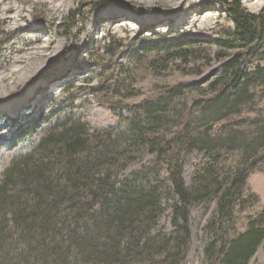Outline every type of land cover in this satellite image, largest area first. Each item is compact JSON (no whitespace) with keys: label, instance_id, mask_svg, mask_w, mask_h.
<instances>
[{"label":"rangeland","instance_id":"obj_1","mask_svg":"<svg viewBox=\"0 0 264 264\" xmlns=\"http://www.w3.org/2000/svg\"><path fill=\"white\" fill-rule=\"evenodd\" d=\"M242 4L251 13L264 14V0ZM227 10L218 0H0V187L25 157L50 150L46 137L61 135L63 125L79 124L91 136L110 132L116 137L128 131L129 114L138 111L149 93L177 87L180 94L154 112L168 120L157 139L145 138L101 173L117 181L144 177L158 190L160 209L146 235L153 237L184 222L180 214L176 218L180 197L169 170L168 144L188 189H198L211 167L242 172L241 201L229 216L225 235L231 241L244 234L264 212V91L252 88V99L212 123L220 125L213 148H198L190 142L211 122L190 115L216 94L210 84L224 63L215 44L191 48L207 54L192 61L162 62L161 49L162 43L178 38L220 40L223 30L232 27ZM96 55L103 58L105 74H111L106 82L96 76ZM259 64L264 61L258 57L246 62L251 69ZM114 79L118 90L111 87ZM118 101L123 106L116 115L113 104ZM219 202L214 194L187 207L190 242L183 264H222L210 256L220 244ZM6 209L0 208V227L7 220L13 224ZM7 237L0 231L1 243ZM247 264H264V240Z\"/></svg>","mask_w":264,"mask_h":264},{"label":"trees","instance_id":"obj_2","mask_svg":"<svg viewBox=\"0 0 264 264\" xmlns=\"http://www.w3.org/2000/svg\"><path fill=\"white\" fill-rule=\"evenodd\" d=\"M218 1L227 5L232 23L231 28L223 30L220 40L178 38L161 44L162 62L207 57L206 52L191 49H201L206 44L218 48L217 58L224 64L210 84L216 94L190 115L192 120H210L199 138L190 142L208 151L213 148L214 135L220 127L212 123L224 120L240 103L252 99V88L264 91V65L252 69L246 66L250 58L264 61V14L249 12L242 0ZM102 59L95 56V71L106 82L112 77L100 67ZM110 83L113 90L120 88L117 79ZM179 94L177 87L149 93L138 111L129 114L128 131L116 137L110 132L91 136L79 124L63 125L61 135L51 132L46 137L50 150L27 156L12 169L0 187V208H8L6 212L13 221L11 226L7 220L0 227L8 235L0 242L2 264H183L190 242L186 209L214 194L220 197L221 232L220 244L212 248L210 256L222 264H247L264 240V212L239 237L230 241L225 235L229 216L236 202L241 201L246 182L242 172L229 168L216 172L211 167L198 189H188L181 168L175 163L178 157L168 144L169 170L180 197L176 218L180 214L184 222L169 234L153 237L146 235L160 209L158 190L149 186L144 177L117 181L113 175L101 173L137 143L142 144L147 137L157 139L159 129L167 127L168 120L154 112L165 108L170 97ZM120 101L113 104L116 115L123 106ZM253 148L249 144L247 151Z\"/></svg>","mask_w":264,"mask_h":264},{"label":"bare ground","instance_id":"obj_3","mask_svg":"<svg viewBox=\"0 0 264 264\" xmlns=\"http://www.w3.org/2000/svg\"><path fill=\"white\" fill-rule=\"evenodd\" d=\"M10 57H11V56H10ZM14 59H15V58H13V59L11 58L10 60H14ZM10 60H9V61H10ZM5 102H7V101H5ZM0 107H1V105H0ZM22 107H23V106H22Z\"/></svg>","mask_w":264,"mask_h":264}]
</instances>
